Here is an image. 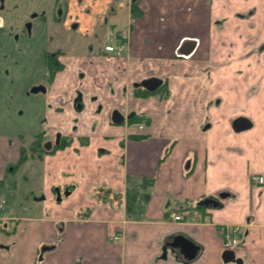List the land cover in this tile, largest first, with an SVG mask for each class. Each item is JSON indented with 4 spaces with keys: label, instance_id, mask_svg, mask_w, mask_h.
Listing matches in <instances>:
<instances>
[{
    "label": "crops",
    "instance_id": "crops-1",
    "mask_svg": "<svg viewBox=\"0 0 264 264\" xmlns=\"http://www.w3.org/2000/svg\"><path fill=\"white\" fill-rule=\"evenodd\" d=\"M182 3L188 41L140 33L89 73L84 96L98 95L104 113L71 121L60 74L43 129L63 133L61 144L36 153L32 140L0 133V184L38 160L44 192L36 215L0 210V264H264V181L254 179L264 178V0ZM148 75L158 93L135 89ZM113 107L143 127L109 120ZM206 197L220 206L197 204ZM234 228L241 242L225 249ZM178 235L198 245L193 259L170 252Z\"/></svg>",
    "mask_w": 264,
    "mask_h": 264
},
{
    "label": "flooded vegetation",
    "instance_id": "flooded-vegetation-1",
    "mask_svg": "<svg viewBox=\"0 0 264 264\" xmlns=\"http://www.w3.org/2000/svg\"><path fill=\"white\" fill-rule=\"evenodd\" d=\"M14 1L16 0H0V49L4 47L3 52H0V64L4 66L1 73L7 80L15 74H24L22 77L27 80L23 85L24 94L29 98L39 99V102L35 105L29 102L19 107L16 104H8L5 110L8 112V119L15 115L22 116L31 109L35 113L39 111L37 116L41 117L38 122L43 118L44 125L48 121L47 109H51L52 101L56 102L58 98L56 88L57 82H60V74L66 77L62 94L68 100L66 102L70 106L71 121L76 122L80 114L90 117L103 112V104L98 95H90L88 98L84 96L90 84L89 73H101L100 67L106 60H114L112 58L121 57L123 51L128 52L130 39L140 33L149 36V26L142 22L146 19L148 10H159L163 4V0H155V5L151 4V0H31L33 8L24 9L21 14L17 13L13 17L9 14L11 8L7 9L6 4ZM146 1L150 2V7L146 5ZM184 6L182 0L164 1L162 8L171 12L165 17L158 16V19L162 18L163 23L158 21L157 26L161 27L157 38L160 35L161 39L183 37L179 34L182 31L181 22L185 21L180 22L176 18ZM151 38L154 36L148 37L149 40ZM112 39L118 42L116 46L111 44ZM189 39L181 38L187 41ZM141 46L142 51H149L146 44ZM147 78L151 77H144ZM134 87L147 94L152 91L158 93L162 86L147 90L137 82ZM69 92L73 95L68 97ZM58 108L64 110L63 107H53L55 110ZM86 108H91V113L86 112ZM138 117L134 111L122 113L118 107H113L107 112L109 120H121V123L136 124L137 127L143 121L137 120ZM96 120L93 118L92 123ZM63 138V133L58 130L46 133L42 129L36 133L31 146L36 153L51 151L61 144ZM54 190L60 195L58 188ZM63 193L67 194L68 190L65 189Z\"/></svg>",
    "mask_w": 264,
    "mask_h": 264
},
{
    "label": "rangeland",
    "instance_id": "rangeland-1",
    "mask_svg": "<svg viewBox=\"0 0 264 264\" xmlns=\"http://www.w3.org/2000/svg\"><path fill=\"white\" fill-rule=\"evenodd\" d=\"M152 5H155V0H151ZM164 1L162 3L164 4ZM147 6L150 7V2H145ZM14 4V5H13ZM162 4V5H163ZM160 9L153 8L152 10H148L147 17L142 23H147L148 28L147 32L149 36H158L159 28L161 26H157L158 21L162 22V18L158 19V16L166 15L165 8ZM6 8H11L9 14L13 17L19 13L21 14L24 9L28 10L31 7V0H16L13 3L10 2L6 4ZM164 10V11H163ZM171 32L173 30L171 29ZM182 32V31H181ZM91 33V29H90ZM91 35V34H90ZM160 35V34H159ZM181 35V33H180ZM110 43V42H109ZM117 41L112 39L111 44L114 46L117 45ZM4 47L0 49V52H3ZM4 69L3 64H0V133L1 134H17L23 139V143L27 144L34 138V134L43 129V118L38 122L41 116H37V113L33 112L32 109L30 112H24L22 116H13V118L8 119L5 108L9 104H16L18 107L20 105L25 106V104L32 102H39V99H35L33 97H27L23 88L27 80L25 81L24 74H15L9 78V80L3 77V73H1ZM25 82V84H24ZM28 98V99H27ZM43 103V101H42ZM8 105V106H9ZM18 111V110H17ZM90 110L86 108V112ZM91 112V111H90ZM37 116V117H36ZM75 123L73 124V126ZM136 127V124H131ZM26 170L24 171V167L19 168L18 170L13 169L12 174L7 173L6 179L2 184H0V195L4 196L6 200V204L4 206L3 213H14V214H37L42 205L39 204L40 200H35V198H39L44 195V192L41 191L42 188V163H38L37 161L27 160ZM33 167V170L30 171V167ZM30 171V172H29ZM12 172V171H11ZM65 171L60 172V179L63 177L62 174ZM46 176V175H45ZM259 176H255L254 179L258 182L257 178ZM262 177V176H261ZM37 178V179H36ZM49 175L45 177V181H48ZM39 179V181H38ZM264 181V178H263ZM259 183V182H258ZM2 187V188H1ZM59 190V187L54 186V189ZM59 192V191H58ZM56 201V200H55ZM54 202V201H53Z\"/></svg>",
    "mask_w": 264,
    "mask_h": 264
},
{
    "label": "water",
    "instance_id": "water-1",
    "mask_svg": "<svg viewBox=\"0 0 264 264\" xmlns=\"http://www.w3.org/2000/svg\"><path fill=\"white\" fill-rule=\"evenodd\" d=\"M160 83L161 80L154 77L144 79L140 82V84L146 87L148 90H154L155 88L160 86ZM234 125L238 128L242 126H247V124H245L242 120L235 121ZM221 196L223 197L224 195ZM58 199L59 198H57V200ZM197 204L201 206H208V205L215 207L220 206V202H218L216 199L212 197H206L200 200ZM166 245L170 247V252L174 253L175 250L178 249L179 253L183 254L187 259H193L196 256L199 249L196 243H194L191 239L184 237L183 235L175 236L173 240L167 243ZM47 248H48L47 246H42L40 248V254ZM163 250L165 253L167 252V248H163ZM40 257L41 256H39V258ZM222 260L223 262H229V261L239 262L237 259L234 258L233 251H224L222 255Z\"/></svg>",
    "mask_w": 264,
    "mask_h": 264
},
{
    "label": "built area",
    "instance_id": "built-area-1",
    "mask_svg": "<svg viewBox=\"0 0 264 264\" xmlns=\"http://www.w3.org/2000/svg\"><path fill=\"white\" fill-rule=\"evenodd\" d=\"M256 178L259 183L263 182V177L259 176ZM4 204H5V200L0 199V209L3 207ZM171 216L174 220H179L181 218L179 214L172 213ZM236 231H237L236 228L232 230L231 229L225 230L224 232V248L225 249L233 250L240 244L241 241H240V238L237 236Z\"/></svg>",
    "mask_w": 264,
    "mask_h": 264
},
{
    "label": "trees",
    "instance_id": "trees-1",
    "mask_svg": "<svg viewBox=\"0 0 264 264\" xmlns=\"http://www.w3.org/2000/svg\"><path fill=\"white\" fill-rule=\"evenodd\" d=\"M137 120H140V118L138 117V119ZM143 120V119H142ZM144 122H145V120H144Z\"/></svg>",
    "mask_w": 264,
    "mask_h": 264
}]
</instances>
